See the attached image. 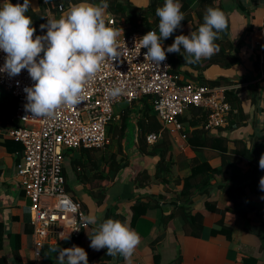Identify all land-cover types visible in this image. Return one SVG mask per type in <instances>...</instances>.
I'll return each mask as SVG.
<instances>
[{
    "label": "crops",
    "instance_id": "1",
    "mask_svg": "<svg viewBox=\"0 0 264 264\" xmlns=\"http://www.w3.org/2000/svg\"><path fill=\"white\" fill-rule=\"evenodd\" d=\"M244 2L252 10L249 17L235 10L230 13L231 17L234 15L238 20L231 25L232 29L238 26L245 36L238 50L240 62L230 68L213 65L203 71V78L209 80L225 76L228 79L229 83L224 86L235 95L242 112L237 113L241 120L238 122L231 115L224 127L211 130L210 133L225 136L228 149L240 157V169L257 179L259 175L264 176V169H260L258 163L261 154H264V0ZM29 3L32 8H39L38 0H29ZM47 13L49 18L53 17L51 11ZM248 23L251 30L246 32ZM180 79L193 81L183 74H180ZM0 101L3 102L0 108L9 104L4 94H0ZM127 109L130 112L124 116L127 126L128 123L133 124V141H126L125 135L122 138L109 136V143L103 149L65 153L66 191L80 203L86 215L97 217L96 225H88L65 246L82 247L87 253L89 264H125L119 255L108 256L106 248L95 250L89 246L88 233L92 234L103 220L112 218L127 223L141 238V243L131 257L132 264H264V190L260 189L259 180L254 181L256 187L253 191L244 188L241 198L229 197L215 186L224 180L228 170L216 175L208 193L192 196L190 214L201 216L203 229L199 235L190 234L185 210L179 207L184 200L179 195L181 185H163L152 178L157 157L139 151L138 138L142 133L137 122L140 117L138 106L130 105ZM119 111H116L113 119L117 126L122 122ZM12 115L9 120L0 115V127L8 126ZM11 125L16 126L12 121ZM174 143V155L183 153L188 158L195 155L186 140L174 137ZM253 146L259 148L255 152L253 150L251 155ZM119 150L125 154V167L112 179L98 181L94 178V174H98L95 173L96 167H103L107 155ZM203 154L210 164L219 163L216 151L204 148ZM74 156L80 164H86L74 166ZM21 158L20 144L0 135V264H47L48 259L41 255L37 258L34 256L29 223L30 202L20 188L16 175V165ZM142 170L146 173L144 178L138 175ZM137 176L141 179L136 180ZM135 199L153 205L142 211L131 225V207ZM171 213H174L173 217H170ZM219 221L230 228L228 235L224 232L211 234L210 228ZM62 241L46 246H55Z\"/></svg>",
    "mask_w": 264,
    "mask_h": 264
},
{
    "label": "built area",
    "instance_id": "2",
    "mask_svg": "<svg viewBox=\"0 0 264 264\" xmlns=\"http://www.w3.org/2000/svg\"><path fill=\"white\" fill-rule=\"evenodd\" d=\"M58 11H63L58 5ZM107 26H116L115 18L105 11ZM47 29L41 35L46 34ZM148 32V31H146ZM146 32H132L117 38L121 44L122 57L111 62L106 60L95 79L86 85L85 100L74 107L62 106L50 117H33L24 105V88L34 83L26 69L14 77L0 72V89L15 99L12 122L0 127V135L20 144L21 161L16 165L19 186L29 199V223L32 228L34 256H40L45 244L62 240L73 227L70 237L77 238L84 228L81 214L86 215L79 202L66 191L64 166L65 151L80 149H103L109 142L107 124L114 119V106L120 102H132L143 95L152 98L153 109L160 125L174 137L186 140L185 126L179 116L187 106H198L207 111L205 128L224 127L231 106L226 100L224 85H209L195 81H183L170 72L171 63L166 60L154 65L145 60L146 48L139 50L134 38ZM5 53L0 50V66ZM43 53H41V56ZM122 87V94L111 98L107 92ZM160 132H150L144 138L147 144L155 143Z\"/></svg>",
    "mask_w": 264,
    "mask_h": 264
},
{
    "label": "clouds",
    "instance_id": "3",
    "mask_svg": "<svg viewBox=\"0 0 264 264\" xmlns=\"http://www.w3.org/2000/svg\"><path fill=\"white\" fill-rule=\"evenodd\" d=\"M29 7V0H23L22 4L7 0L0 7V50L6 54L0 72L14 77L26 69L34 83L24 88L27 101L24 107L33 117H50L62 106L74 107L83 102L86 85L95 79L104 62L122 57L117 38L123 30L106 25L108 3L100 0L99 4H74L59 19H47V24L40 25L41 29H47L46 34L34 37L32 19L26 15ZM181 8L179 0H164L163 6L155 10L159 17L158 32L150 30L134 38L139 50L147 49L145 60L160 65L167 58L166 52L181 53L184 62L195 64L219 52L215 41L227 28V20L222 10L213 7L206 9L203 23L196 31L177 35L166 49L162 46V41L181 27L184 20ZM122 91V87H113L107 94L117 98ZM258 163L264 169V154ZM259 187L264 190V176L260 177ZM81 219L85 226L97 224L95 215L81 214ZM79 230L73 227L61 239L67 240L72 231ZM88 236L91 248H106L108 256L119 255L125 264H132L131 257L141 243L139 234L127 223L112 218L100 222ZM51 252L56 254L57 264H89L87 253L80 246H54Z\"/></svg>",
    "mask_w": 264,
    "mask_h": 264
},
{
    "label": "trees",
    "instance_id": "4",
    "mask_svg": "<svg viewBox=\"0 0 264 264\" xmlns=\"http://www.w3.org/2000/svg\"><path fill=\"white\" fill-rule=\"evenodd\" d=\"M11 3H23V0H10ZM39 8L36 10L30 5L26 15L32 19V26L35 28L34 37L41 35L44 29L40 28L41 24H47V19H59L63 15V11H58V5H62L64 10L69 9L71 5L79 4L82 2L90 4H99L100 0H38ZM182 5L181 11L184 13V20L181 21V27L187 23L191 24V32L196 31L200 24L203 23V16L208 7L219 8L225 13L227 20V30L230 27L229 16L226 12V6L221 0H179ZM4 0H0V7H2ZM108 8L107 11L115 18L116 26L122 28L124 34L132 32H146L150 30H156L158 32V21L159 17L156 16L155 10L157 7H161L164 4V0H145V3H137L134 0H107ZM235 9L240 12L243 16L249 17L252 10L245 5L244 0H234L233 2ZM228 9V8H227ZM48 10L53 14L52 18L48 17ZM251 30V25L248 23L246 32ZM227 36V34H226ZM171 37V36H170ZM168 37L162 41V46L166 49L174 40ZM219 47V52L211 58L202 59L200 62L191 64L184 62V57L181 53H169L171 70L170 72L174 75L180 76L183 74L193 79L198 83H207L209 85H226L229 83L225 76H218L215 79H204L203 71L209 67L216 65L221 68H230L240 62L238 50L239 45L242 42L234 44L229 38H222L215 41ZM183 51V50H182ZM192 70V72L190 71ZM193 72L196 74L194 75ZM191 81V80H189ZM183 82L180 80V83ZM226 100L231 106L229 117L235 116L239 122V114L242 113L239 109L238 101L235 95L232 94V90H225ZM0 103H3L0 101ZM125 107L121 109L120 117L121 124L117 126L114 121L111 120L106 126V132L108 137H121L125 135L127 129V120L124 114L130 112L127 106H138L137 113L140 116L138 122V128L142 135L138 138L139 151L150 157H157L156 169L152 178L159 181L163 185L172 183L173 185H181L179 195L183 198V202L179 204L185 210L187 218V229L190 234L199 235L203 229L200 215L190 214V206L192 204V196L195 194H206L208 193L211 186H213L212 180L216 175L223 174L226 170V176L224 180L216 183V187L224 191L229 197L243 196L242 193L244 188H248L251 191L256 187L253 185L255 180H260L259 175L257 179L250 173H243L239 166L240 157L237 156L235 151L229 150L227 147L228 139L225 136L213 135L209 129L205 128L207 121V111L201 107L189 105L185 109L187 114L184 112L179 116V121L185 126L184 133L186 134V142L190 148L194 151L193 157H186L185 154L179 153L174 155L173 147L174 136L165 128H163L158 122L154 109L152 98L149 95H143L139 99L126 102L123 101ZM11 108V104H8L5 108L1 106L0 115H4V118L9 120L15 109ZM116 112H114L115 115ZM237 113H239L237 115ZM229 120V118H228ZM150 132H160L159 139L153 144H147L145 141V134ZM109 143V142H108ZM238 143V142H236ZM243 144V142H242ZM107 146V144H106ZM244 146V145H243ZM204 148H209L218 153L219 163L212 165L206 159L203 154ZM259 146H253L250 150L254 152ZM94 149H80L83 153H87ZM69 152L66 150L65 153ZM125 154L122 150L112 152L105 158V165L103 167H96L94 178L98 181L106 179H112L118 171L126 165ZM84 165L86 162H83ZM82 163V164H83ZM72 164L83 166L80 164L78 158H72ZM141 178L146 176V173L142 170L138 174ZM136 180H140L138 176ZM260 190V189H259ZM104 194H102L103 196ZM176 202V200H172ZM151 203H143L139 199H135L131 210V225L133 221L139 216V214L151 207ZM177 205V204H176ZM178 206V205H177ZM174 213H171L170 217H173ZM211 234L217 232H224L228 235L230 228L222 224L221 221L217 222L216 226L210 228ZM74 237H70L67 240H63L59 246L66 248V242ZM54 246H46V244L40 250V255L44 259H48L47 264H54L56 261V254L51 252V248Z\"/></svg>",
    "mask_w": 264,
    "mask_h": 264
},
{
    "label": "rangeland",
    "instance_id": "5",
    "mask_svg": "<svg viewBox=\"0 0 264 264\" xmlns=\"http://www.w3.org/2000/svg\"><path fill=\"white\" fill-rule=\"evenodd\" d=\"M137 3H145V0H135ZM225 6L228 8H226V12L227 14L229 15V22H230V27L229 29H225L224 32L221 33V37L222 38H229L230 40H232V42L234 44L238 43V42H241L244 40L245 36H244V32L242 29H239L238 26L234 29H232L231 25L236 23L238 20H236L234 18V15L231 17L232 14H230L232 11H237L234 7V0H221ZM73 5H71L69 7V10L70 8L72 7ZM68 10V9H67ZM68 10V11H69ZM67 11V13H68ZM66 12V10L63 9V13ZM56 12H53L52 14H55ZM67 13H64V14H67ZM245 25V24H244ZM191 33V24L190 23H187L186 25H184L183 27H179L177 28L171 35V40H174L175 37L177 35H180V34H183V35H188ZM227 34V36H226ZM240 35V36H239ZM167 53V52H166ZM169 55V53H167ZM170 58V57H169ZM3 92V93H1ZM6 93V94H5ZM0 94H4L5 95V101L9 104H11V106L14 105V102H15V99L9 95L5 90L3 89H0ZM125 104L123 102H120L118 103L117 105L114 106V111L118 112L119 110L122 109V107H124ZM184 114H187L186 110L184 111ZM131 124L128 123V127L130 126ZM133 125V124H132ZM132 125L130 126V128L126 129V133H125V140L126 141H133L134 140V137H135V131L133 130L132 128Z\"/></svg>",
    "mask_w": 264,
    "mask_h": 264
}]
</instances>
